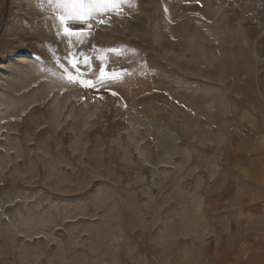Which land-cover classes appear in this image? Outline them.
<instances>
[{
	"label": "rangeland",
	"instance_id": "374dc122",
	"mask_svg": "<svg viewBox=\"0 0 264 264\" xmlns=\"http://www.w3.org/2000/svg\"><path fill=\"white\" fill-rule=\"evenodd\" d=\"M260 1L0 0V264H223L264 207Z\"/></svg>",
	"mask_w": 264,
	"mask_h": 264
},
{
	"label": "crops",
	"instance_id": "0c3cea01",
	"mask_svg": "<svg viewBox=\"0 0 264 264\" xmlns=\"http://www.w3.org/2000/svg\"><path fill=\"white\" fill-rule=\"evenodd\" d=\"M236 233L226 243L223 264H264V207L248 205L233 214Z\"/></svg>",
	"mask_w": 264,
	"mask_h": 264
},
{
	"label": "snow or ice",
	"instance_id": "6c2138e0",
	"mask_svg": "<svg viewBox=\"0 0 264 264\" xmlns=\"http://www.w3.org/2000/svg\"><path fill=\"white\" fill-rule=\"evenodd\" d=\"M132 0H99V2L96 4V9L102 13L114 11L117 15L123 14L122 12V5L123 4H129L131 5ZM167 12V9H165ZM57 18L60 20L61 24L66 25V22L70 19L76 18V19H86L87 16L85 14L80 13L76 6L73 5L70 8L65 9L64 13H58ZM64 33L68 37H74L82 35L80 33H77L74 29L65 26L64 27ZM79 61L76 59H71L70 63L72 64L73 68H76L77 71L79 69L77 68V63ZM62 69H64V77L68 80L69 83H80L84 87H95L96 83H103L105 79H119V74L116 73H106L103 69L100 71V75L97 78V80L94 82L92 80H83L80 78V76L72 75L71 72L68 71L67 68L63 64L60 65ZM113 95H117V93H113Z\"/></svg>",
	"mask_w": 264,
	"mask_h": 264
},
{
	"label": "built area",
	"instance_id": "2783aa9c",
	"mask_svg": "<svg viewBox=\"0 0 264 264\" xmlns=\"http://www.w3.org/2000/svg\"><path fill=\"white\" fill-rule=\"evenodd\" d=\"M250 21L254 25L264 22V0H261L257 4L256 8L251 13Z\"/></svg>",
	"mask_w": 264,
	"mask_h": 264
}]
</instances>
